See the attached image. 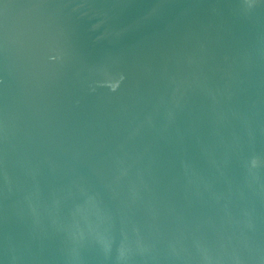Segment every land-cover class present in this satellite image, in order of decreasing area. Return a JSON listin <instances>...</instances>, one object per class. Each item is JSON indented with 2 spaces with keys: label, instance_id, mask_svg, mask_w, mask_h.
<instances>
[{
  "label": "water",
  "instance_id": "obj_1",
  "mask_svg": "<svg viewBox=\"0 0 264 264\" xmlns=\"http://www.w3.org/2000/svg\"><path fill=\"white\" fill-rule=\"evenodd\" d=\"M0 264H264V0H0Z\"/></svg>",
  "mask_w": 264,
  "mask_h": 264
}]
</instances>
